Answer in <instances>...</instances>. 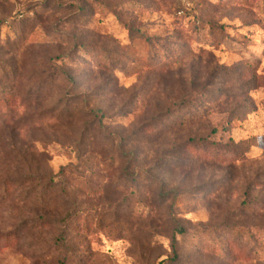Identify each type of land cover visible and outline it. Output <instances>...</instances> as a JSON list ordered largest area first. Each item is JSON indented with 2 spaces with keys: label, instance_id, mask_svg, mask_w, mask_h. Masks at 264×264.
I'll use <instances>...</instances> for the list:
<instances>
[{
  "label": "rangeland",
  "instance_id": "1",
  "mask_svg": "<svg viewBox=\"0 0 264 264\" xmlns=\"http://www.w3.org/2000/svg\"><path fill=\"white\" fill-rule=\"evenodd\" d=\"M0 264H264V0H0Z\"/></svg>",
  "mask_w": 264,
  "mask_h": 264
},
{
  "label": "trees",
  "instance_id": "2",
  "mask_svg": "<svg viewBox=\"0 0 264 264\" xmlns=\"http://www.w3.org/2000/svg\"><path fill=\"white\" fill-rule=\"evenodd\" d=\"M178 234H180V235L184 234V231L181 227H178Z\"/></svg>",
  "mask_w": 264,
  "mask_h": 264
}]
</instances>
